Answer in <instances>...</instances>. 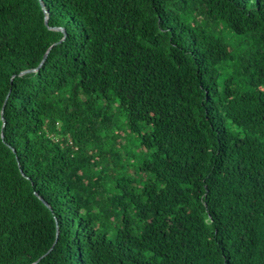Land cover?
<instances>
[{
	"label": "trees",
	"instance_id": "trees-1",
	"mask_svg": "<svg viewBox=\"0 0 264 264\" xmlns=\"http://www.w3.org/2000/svg\"><path fill=\"white\" fill-rule=\"evenodd\" d=\"M34 263L264 264V0H0V264Z\"/></svg>",
	"mask_w": 264,
	"mask_h": 264
},
{
	"label": "water",
	"instance_id": "water-1",
	"mask_svg": "<svg viewBox=\"0 0 264 264\" xmlns=\"http://www.w3.org/2000/svg\"><path fill=\"white\" fill-rule=\"evenodd\" d=\"M44 13H45V24H46V26H47V24H48V14H47V11H44ZM57 30H62V29H57ZM62 31H63V30H62ZM63 32H64V31H63ZM48 51H49V50H48ZM48 51L46 52L45 56L43 57V60H42V62L40 63V65L38 66V68L43 64V62H44V60H45V58H46V56H47ZM35 70H36V69L26 70V71L21 72L20 75H23V74H26V73H29V72H33V71H35ZM40 200L43 202V204H45V206L48 207V205H47V203H46L45 201H43L41 198H40ZM34 264H35V263H34Z\"/></svg>",
	"mask_w": 264,
	"mask_h": 264
}]
</instances>
